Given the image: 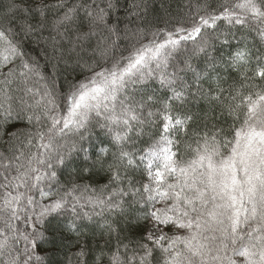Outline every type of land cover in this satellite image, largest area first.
I'll use <instances>...</instances> for the list:
<instances>
[{
	"label": "snow or ice",
	"instance_id": "6c2138e0",
	"mask_svg": "<svg viewBox=\"0 0 264 264\" xmlns=\"http://www.w3.org/2000/svg\"><path fill=\"white\" fill-rule=\"evenodd\" d=\"M160 7L0 0V264H51L93 217L108 264H264V0Z\"/></svg>",
	"mask_w": 264,
	"mask_h": 264
},
{
	"label": "trees",
	"instance_id": "16d2710c",
	"mask_svg": "<svg viewBox=\"0 0 264 264\" xmlns=\"http://www.w3.org/2000/svg\"><path fill=\"white\" fill-rule=\"evenodd\" d=\"M183 0H152V9L151 12L163 14L161 11V4H163L169 11L177 12L179 10L180 4ZM198 67H203L201 61L194 62ZM191 82V81H189ZM230 82V81H229ZM208 85L204 84L206 88ZM226 86V85H225ZM194 111L203 112L208 106L204 101H201L199 105L191 106ZM218 111V110H217ZM229 119L227 123H231ZM148 137H143L144 141H147ZM137 147L143 148L146 147L145 143H138ZM87 165L84 164L81 160H76L73 164V168H81ZM71 169L64 170L63 176L61 177L62 181H67L68 179L75 180L79 184H90L92 186L103 185L107 182L106 174L98 170L93 172L83 174L81 176L72 175L70 177L69 173ZM139 179V177H137ZM91 206H86L83 211H90ZM69 219L71 217L69 216ZM114 219V221L121 225V230L123 234H127L131 239H139L143 235V231L140 228L133 227L128 224L123 218L115 217L109 218ZM79 235L75 231H67L65 239L59 250L55 252H50L51 264H79V259L76 253L80 250L81 247H86L87 255L83 258L85 264H95L96 257L100 254L101 251L105 253L104 259L101 261V264H108V254L109 250L114 247L115 239L110 238L106 235L104 225V218L93 217L92 220L82 219L77 221ZM167 230V229H166Z\"/></svg>",
	"mask_w": 264,
	"mask_h": 264
}]
</instances>
